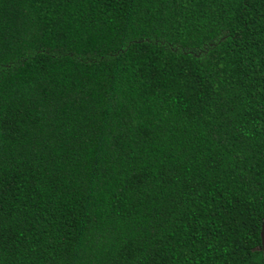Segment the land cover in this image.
<instances>
[{"label":"trees","instance_id":"1","mask_svg":"<svg viewBox=\"0 0 264 264\" xmlns=\"http://www.w3.org/2000/svg\"><path fill=\"white\" fill-rule=\"evenodd\" d=\"M264 0H0V264H264Z\"/></svg>","mask_w":264,"mask_h":264},{"label":"water","instance_id":"2","mask_svg":"<svg viewBox=\"0 0 264 264\" xmlns=\"http://www.w3.org/2000/svg\"><path fill=\"white\" fill-rule=\"evenodd\" d=\"M261 250L263 252V261H264V225L261 231Z\"/></svg>","mask_w":264,"mask_h":264}]
</instances>
